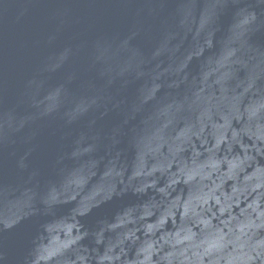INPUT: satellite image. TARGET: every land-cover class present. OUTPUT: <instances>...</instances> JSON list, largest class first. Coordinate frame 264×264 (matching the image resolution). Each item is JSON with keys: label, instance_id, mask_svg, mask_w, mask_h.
Returning a JSON list of instances; mask_svg holds the SVG:
<instances>
[{"label": "water", "instance_id": "water-1", "mask_svg": "<svg viewBox=\"0 0 264 264\" xmlns=\"http://www.w3.org/2000/svg\"><path fill=\"white\" fill-rule=\"evenodd\" d=\"M0 264H264V0H0Z\"/></svg>", "mask_w": 264, "mask_h": 264}]
</instances>
